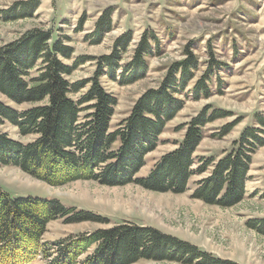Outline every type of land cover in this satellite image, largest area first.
<instances>
[{
  "label": "trees",
  "instance_id": "obj_1",
  "mask_svg": "<svg viewBox=\"0 0 264 264\" xmlns=\"http://www.w3.org/2000/svg\"><path fill=\"white\" fill-rule=\"evenodd\" d=\"M38 4L39 0L16 1L0 11V18L31 17ZM111 14L112 8L104 9L88 36L90 41H100L111 29ZM131 38L128 30L115 39L109 54L98 58L78 56L69 64L64 60L71 58L73 47L50 27L34 26L1 45L0 95L4 100L0 99V126L6 123L19 136L32 138L22 142L0 130V165L15 166L49 183L82 178L106 185L135 183L151 191L173 193L184 192L191 175L210 168L207 176L196 182L191 196L223 208L241 202L252 155L264 145V119L260 115L257 120L261 127L245 126L219 157H196L206 126L231 113L206 104L178 126L177 130L183 129L184 133L175 147L163 153L145 176H137L167 123L183 107L184 99L209 97L213 83L214 90H220L218 72L229 67L216 58L209 46L206 65L196 78L201 64L191 44H186L183 57L165 66L158 85L140 94L127 117L110 130L117 99L101 85L100 78L107 76L119 84H129L144 77L148 58L159 52L160 41L150 31H144L130 61L121 66L120 56L127 52ZM92 59L96 60L92 76L77 81L68 78L77 66ZM238 122L223 125L210 136L221 138ZM57 216L69 222L108 226L81 234L66 245L57 242L48 251L38 237L43 225ZM26 219L36 228H22ZM247 225L264 233V219L250 220ZM91 244L97 256L95 264H133L140 260L237 264L150 225L128 220L109 224L105 217L75 212L56 199L12 197L0 187V264H28L37 257L46 263L54 248L58 255L51 264H75L77 252Z\"/></svg>",
  "mask_w": 264,
  "mask_h": 264
},
{
  "label": "rangeland",
  "instance_id": "obj_2",
  "mask_svg": "<svg viewBox=\"0 0 264 264\" xmlns=\"http://www.w3.org/2000/svg\"><path fill=\"white\" fill-rule=\"evenodd\" d=\"M16 1L19 0H0V11L8 9ZM109 7L112 8L111 29L94 43L88 36L94 31L96 20ZM34 26L55 29V34L64 37L73 47L71 58L64 60L67 64L78 56L98 58L109 54L115 39L128 30L132 38L127 52L120 56L121 66L130 61L144 31H150L160 41L159 52L148 58L144 77L129 84H119L107 76L100 78L101 85L117 99L110 130L127 117L140 94L158 85L165 66L183 57L182 50L186 44H191L201 64L196 78L206 65L209 46L217 59L228 64V70L218 72L220 90H214L213 83L209 97L184 99L183 107L167 123L159 136V143L146 155L145 165L137 176H145L163 153L175 147L174 143L184 133L183 129L177 130L178 126L206 104L231 113L206 126L196 157H219L231 147L245 126L261 127L257 115L264 119V0H39L31 17L0 18V46ZM95 68L96 60L86 61L77 66L68 78L71 81L88 78ZM0 99L4 100L2 95ZM238 120L221 138L210 136L223 125ZM0 130L22 142L32 138L30 135L19 136L16 129L6 123L0 126ZM209 171L210 168L201 174L191 175L186 190L173 193L151 191L135 183L106 185L82 178L49 183L15 166L0 165V187L12 197L56 199L75 212L88 211L105 217L109 224L128 220L150 225L237 264H264V233L247 225L250 220L264 219V145L252 155L244 199L233 206L209 205L191 196L196 182L205 178ZM24 223L22 228V225L36 228L28 219ZM107 226L90 221L69 222L57 216L43 225L38 240L45 243L49 251V247L57 242L62 241L66 245L81 234ZM93 248L91 244L83 252H77L75 264H95L97 256ZM52 250L55 251L46 258V263L37 257L28 264L55 262L52 258L58 253L55 248ZM91 255L95 257L90 258ZM133 264L179 263L140 260Z\"/></svg>",
  "mask_w": 264,
  "mask_h": 264
}]
</instances>
